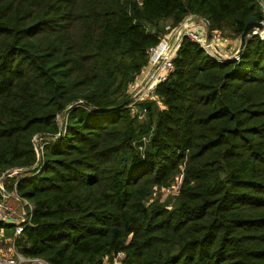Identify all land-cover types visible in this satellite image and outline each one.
<instances>
[{"label":"trees","instance_id":"1","mask_svg":"<svg viewBox=\"0 0 264 264\" xmlns=\"http://www.w3.org/2000/svg\"><path fill=\"white\" fill-rule=\"evenodd\" d=\"M191 15L231 39L264 21L260 0H0V176L29 172L24 255L264 264V38L218 60L184 35L163 106L140 122L125 103L150 48ZM181 172L174 202L155 200Z\"/></svg>","mask_w":264,"mask_h":264},{"label":"built area","instance_id":"2","mask_svg":"<svg viewBox=\"0 0 264 264\" xmlns=\"http://www.w3.org/2000/svg\"><path fill=\"white\" fill-rule=\"evenodd\" d=\"M260 4L264 10V0H260ZM183 29L184 32L182 31ZM181 33L182 36L177 40L173 41L174 36L171 38L166 36L163 39L161 38L158 45L151 47L149 51L150 56L148 65L128 85V94L131 100L127 103V107L129 108L131 115L136 117L140 122L147 120L149 108L146 104L148 102H155L160 107L163 106L162 100L157 93V87L159 83L166 80L170 73L174 70L173 59L184 35L189 36L193 41L200 44L208 54L218 60H238L240 58V54L238 52L232 54L231 56L222 52L220 45H218V42L220 41L219 37L221 36L217 31H213V37L210 43L207 41V29H202L199 25L193 24L191 26H184V28L182 27L180 30V34ZM252 34H259L262 38H264V32L260 29L253 30ZM152 131L153 130L149 133L142 134L136 141L141 150H144L149 143ZM39 137L40 136L36 134L33 138L34 142L35 139ZM36 149L39 154L40 151L37 146ZM183 169L184 167H182V170ZM13 175H16L17 179L12 184L14 189L9 191L7 187L9 184H7L5 180L8 177H14ZM25 176H29V172H25L23 168H15L6 171L0 176V224H9L11 225L10 228L13 229V235L3 240L2 237L5 234L3 230L6 227H0V264H50L42 257L24 255L19 251L16 245L17 240L21 238L23 234L24 228L27 225L32 224V212L34 209V206L30 203V201L21 196L16 189L18 180ZM183 180L184 173L181 172L169 185L163 188L164 192L177 195L180 191ZM12 199L18 200L22 204L21 212L18 214L9 203ZM26 205L29 206L28 210L24 208ZM5 243L8 245L6 249L3 247V244ZM123 256L124 253L119 252L116 258L117 261L119 262L118 259H121Z\"/></svg>","mask_w":264,"mask_h":264},{"label":"rangeland","instance_id":"3","mask_svg":"<svg viewBox=\"0 0 264 264\" xmlns=\"http://www.w3.org/2000/svg\"><path fill=\"white\" fill-rule=\"evenodd\" d=\"M190 17L191 16H189V17H187L183 22H182V24H180L179 26H177L175 29H173L171 32L169 31L168 33H164V34H162L161 36H162V39L164 38V37H166V36H168L169 38H171L172 36H174L173 37V41L174 40H177L178 38H180L181 36H182V33L184 32V29L182 30L183 32L180 34V30H181V28L183 27L184 28V26H191V25H193V24H196V25H199L202 29L204 28V29H207V26H206V24L202 21V20H198V21H194V20H192V19H190ZM169 25H170V22H166L165 21V27H166V29H169ZM187 28V27H186ZM263 32H264V29L262 30ZM218 32V34H220V36L221 37H219L220 38V41H223V39L224 40H229L230 38H226V37H224L223 36V34L221 33V31H217ZM222 38V39H221ZM239 38H241V37H239ZM167 40H168V38H167ZM170 40V39H169ZM225 42V41H224ZM241 46V45H240ZM240 46H234L233 47V49H231V50H225V51H227V52H223V53H225V54H227L228 56H231L232 54H234V53H236V52H239V49H240ZM223 51V50H222ZM65 118H64V116H61L60 117V120H61V122H63V120H64ZM43 140H44V138H42V137H39V138H37V139H35V143H36V145H37V148L39 149V150H41V145H42V143H43ZM14 177H8L5 181L7 182V184H9V185H12L15 181H16V179H17V176L16 175H13ZM6 184V183H5ZM167 185H165V186H162L161 187V189H159V190H157V192L155 193V196H154V198H155V200H160L161 202H170V204H172L173 202H174V197L176 196V194H168V193H166V192H164V190H163V188L164 187H166ZM9 189V191H12L13 189H14V187L12 188V189H10V188H8ZM0 199H1V197H0ZM153 199V198H152ZM30 201V200H29ZM9 203L12 205V207H13V209H14V211L18 214V213H20L21 212V202H19L18 200H15V199H12V200H10L9 201ZM30 203L34 206V204L30 201ZM26 210H28L29 209V206L28 205H26L25 207H24ZM3 232L5 233V234H8V237H11L12 235H13V229L12 228H4V230H3ZM3 247L6 249L7 247H8V245L5 243V244H3ZM119 260V259H118ZM109 264H119V262L117 261V259H115V262H111V263H109Z\"/></svg>","mask_w":264,"mask_h":264},{"label":"water","instance_id":"4","mask_svg":"<svg viewBox=\"0 0 264 264\" xmlns=\"http://www.w3.org/2000/svg\"><path fill=\"white\" fill-rule=\"evenodd\" d=\"M190 19H192L194 21L202 20L206 24V26H207V41H208V43H210L212 40V37H213V30H212V27H211L209 21L206 18L198 16V15H191ZM255 29L263 30L264 29V22L252 21V22H249L247 24L243 34L241 35V46H240V49L238 52L239 54H242V51H243L245 44H246V41H247L248 37L250 36V32H252ZM130 100L131 99L128 98L125 101V103H129Z\"/></svg>","mask_w":264,"mask_h":264},{"label":"crops","instance_id":"5","mask_svg":"<svg viewBox=\"0 0 264 264\" xmlns=\"http://www.w3.org/2000/svg\"><path fill=\"white\" fill-rule=\"evenodd\" d=\"M225 41V42H224ZM218 45H220L221 50H223L222 52H227L225 50H231L233 49L234 46H240L241 45V38H234V39H227L223 41H219ZM3 240L8 238V234H4V236L2 237Z\"/></svg>","mask_w":264,"mask_h":264}]
</instances>
